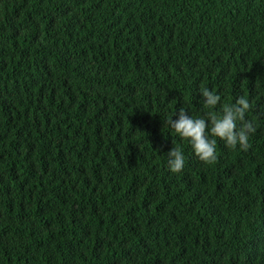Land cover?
Wrapping results in <instances>:
<instances>
[{
	"label": "trees",
	"instance_id": "obj_1",
	"mask_svg": "<svg viewBox=\"0 0 264 264\" xmlns=\"http://www.w3.org/2000/svg\"><path fill=\"white\" fill-rule=\"evenodd\" d=\"M203 88L247 151L167 125ZM0 264H264V0H0Z\"/></svg>",
	"mask_w": 264,
	"mask_h": 264
},
{
	"label": "clouds",
	"instance_id": "obj_2",
	"mask_svg": "<svg viewBox=\"0 0 264 264\" xmlns=\"http://www.w3.org/2000/svg\"><path fill=\"white\" fill-rule=\"evenodd\" d=\"M203 107L208 109L205 116L193 117L183 107L169 117L167 125L184 140L189 141L194 154L204 163L212 164L217 157V138L229 149L239 147L247 151L251 145L250 136L255 133L254 122L247 119L251 103L247 96H240L235 103H225L219 111L221 96L208 88L201 89ZM167 164L173 173H180L185 167V156L181 147L174 146L167 153Z\"/></svg>",
	"mask_w": 264,
	"mask_h": 264
}]
</instances>
